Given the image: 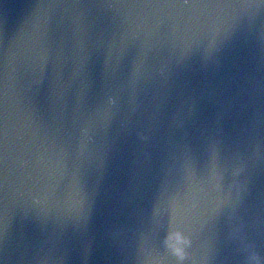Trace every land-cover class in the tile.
<instances>
[{
  "label": "water",
  "instance_id": "obj_1",
  "mask_svg": "<svg viewBox=\"0 0 264 264\" xmlns=\"http://www.w3.org/2000/svg\"><path fill=\"white\" fill-rule=\"evenodd\" d=\"M109 94L207 264H264V0H37Z\"/></svg>",
  "mask_w": 264,
  "mask_h": 264
}]
</instances>
